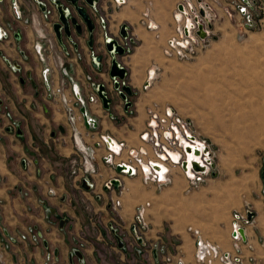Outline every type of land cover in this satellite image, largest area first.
Segmentation results:
<instances>
[{
	"label": "crops",
	"instance_id": "1",
	"mask_svg": "<svg viewBox=\"0 0 264 264\" xmlns=\"http://www.w3.org/2000/svg\"><path fill=\"white\" fill-rule=\"evenodd\" d=\"M96 1L99 6L96 17H103L107 21L106 32L96 29V43H102L104 35L117 37L121 27L127 26L136 48L120 64L129 75V87H143V75L151 69L161 45L174 32L176 0H124L119 12L113 10L116 7L114 0ZM19 10L22 21L13 22L9 0L0 2V28H5L8 23L12 25L11 38L0 42V264H44L47 250L57 254L58 263L73 262L70 253L73 249L82 248L81 258L75 257L76 263L78 259H84L85 264H176L181 259L185 264H198L194 260V241L186 228L189 219L186 216L175 219L173 197L165 198L167 213L164 225L158 218L153 220L155 205L159 206L161 197L150 200L148 214L152 218L149 222L151 228L144 236V242L148 245L141 248L138 255L129 235L131 222L136 208L143 204L142 187L152 188L155 195L157 187L144 184L138 177L117 175L102 163L103 150H99L92 161L95 174H72L80 167L82 158L75 150L72 130L64 116L62 103L58 98L47 101L43 97L41 71L49 70L50 86L54 90L62 87L65 96L73 102L78 117L81 110L73 99L72 88L77 87L82 97L86 98L92 92L89 88L92 82L96 84L109 80V69L100 72L91 65V55L101 53L91 49L87 26L82 25L81 33L73 27L70 30V38L76 42L79 51H74L68 37L62 33L61 41L69 50L63 54L53 30L57 11L49 7L48 14L44 15L33 0H20ZM213 27L221 38L236 33L228 20L217 22ZM35 30L54 41L51 50L46 49L45 41L39 39ZM34 45L41 46L44 51L36 54ZM20 51L24 52L25 61L21 60ZM2 57L12 64H21V71L12 72ZM57 58L63 64L65 75L58 67ZM87 76L92 77V82L86 80ZM133 106H137L138 114L130 118L125 116V108L120 101H114L108 110L100 101L86 104L87 117L95 120L97 127L88 128L82 119L77 120L76 130L82 144L90 146L100 136L107 135L116 141L136 145L146 116L144 108H138L136 104ZM106 112L111 113L113 118L109 119ZM11 123H18L19 129H11ZM213 150L216 158L214 169L201 184V213L193 216V219L197 221L205 240L217 245L221 253L233 255L236 251L230 239L232 215L235 212L251 214L240 246L243 264H264V140L257 157L260 161L256 166H250L251 173L244 174L253 177V187H250L248 178L238 176L239 168L246 171L243 166H248L243 157L239 158L233 152L218 154L216 146ZM81 177L95 185L93 191L84 188L80 183ZM115 178L119 179L118 187L112 185V189L107 190L105 183ZM179 181L185 180L177 173L171 188L174 185L179 187ZM122 187L121 207L117 213H113L110 203L117 199ZM239 187L244 190L240 200ZM136 195L134 200L132 197ZM183 199L180 209L184 207ZM43 203L48 210L44 209ZM82 204L84 207L80 206ZM83 212L89 216V225L86 224L85 228L81 226L79 218ZM62 220L65 224L60 228ZM110 226L116 228V235L123 242L122 248ZM30 227L42 234L40 244L17 241L3 246L5 238L20 235ZM157 241L166 246V252L159 261L149 250V244ZM102 251H106V254ZM111 255L117 256V261Z\"/></svg>",
	"mask_w": 264,
	"mask_h": 264
},
{
	"label": "built area",
	"instance_id": "2",
	"mask_svg": "<svg viewBox=\"0 0 264 264\" xmlns=\"http://www.w3.org/2000/svg\"><path fill=\"white\" fill-rule=\"evenodd\" d=\"M2 0H0L1 2ZM36 8L46 15L49 12V7L56 10L54 5L55 0H33ZM20 0H9L11 9V16L13 22L22 21V15L19 10ZM116 4H121L115 1ZM123 3V0H122ZM97 1L92 0L90 8L92 9V15L97 13L96 8ZM222 18H226L232 23L236 29V33L239 38H242L248 32L260 29L264 26V0H176L175 10L173 13L174 32L168 38L166 42L165 55L168 57L177 56L186 58L192 55L193 51L198 46L204 47L213 39L214 31L213 26ZM105 19H99L97 21L98 27L106 32ZM27 22L26 20L24 21ZM148 27H151L148 25ZM12 25L6 24L5 28H0V42L7 41L11 38ZM37 36L40 39L46 40V49L51 50L54 45V41L47 39L40 31L35 30ZM128 28L126 26V35L122 37L119 33L117 37H109L104 35L103 48H105V56L108 58V69L112 66V61L116 62L118 69H123V66L117 60L119 56L115 52V46L113 50L108 52L106 45L112 42L116 43L117 47L123 50L122 55H129L134 45L133 38L128 34ZM201 32L203 37L198 35ZM89 35H92L89 33ZM71 46L77 51V44L74 43L71 38H68ZM60 51L63 54L67 53L68 47L61 41ZM34 51L36 54H41L44 49L39 45H34ZM21 60L25 61L26 56L23 51L19 52ZM7 67L14 73L20 72L22 69L21 64H12L5 57H2ZM58 60V67L62 70V74L65 75V70L62 68L63 64ZM91 65L95 69H99L101 66L97 62V58L91 55ZM49 70L43 69L41 71L42 84L44 85L43 97L45 100H53L58 98L63 106L64 116L72 130L73 142L75 150L81 155L82 161L78 169L73 170L72 174L76 172H82L83 174H95L96 170L92 164L97 152L103 150L104 153L101 156V161L104 165L111 168L117 173L127 177H138L144 184H152L157 188H163L170 185L173 181L174 174L180 173L185 179L189 188L196 187L200 183L205 181L206 177H209L214 169V154L210 150L209 146L200 139L197 133L194 131V126L191 120L180 116L172 108L149 109L146 113V120L143 129L137 135V144L130 145L125 141H116L111 139L107 135L100 136L90 146H84L79 134L76 130L77 120L80 118L84 121L88 128L96 129V121L87 117L86 104H97L101 101L97 93L99 92V86L106 87L103 83H91L90 92L86 98H83L77 87L72 88V95L74 101L80 108L79 116L77 117L75 112V106L63 93L62 87L54 90L50 86L48 80ZM126 76V74H125ZM124 76V77H125ZM86 80L91 81L87 76ZM113 87L118 92V95L122 97V105L125 108L126 113H132L130 108L132 103L128 101L127 97L123 95L122 88L124 83L119 77H110ZM63 85V81L60 82ZM144 87H148L146 83ZM102 92L104 98L109 99L107 96L106 88ZM111 100V99H110ZM109 104V107L111 106ZM7 116H9L7 114ZM111 118L112 115H109ZM11 129L17 131L19 129L18 123H11ZM175 157V159L173 158ZM264 160V156H263ZM23 163H25L23 161ZM194 164L198 169L194 168ZM76 166V165H75ZM264 166V165H263ZM117 168L120 171L117 172ZM264 169V167H263ZM114 180L119 182V179ZM80 183L85 189L93 191L95 185L85 177L80 178ZM107 190L112 189V182L105 183ZM124 188H120L116 200H112L110 203V209L113 213H117V210L121 207V197L123 195ZM99 198V196L97 197ZM149 204L140 205L136 208L133 223L130 227V237L136 246L135 252L141 254V248H145L148 244L144 242V236L149 231V224L147 223V208ZM249 213L247 212H235L232 215V221L230 225V239L232 246L236 253L231 255L229 253H221L218 246L205 240L199 231H193L194 239V260L198 264H243V258L240 252V246L243 242L244 228L249 224ZM110 230L116 236V228L110 226ZM191 231V229H188ZM17 241L29 244H38L42 242V234L37 232L34 228L30 227L25 232L17 236H8L5 238L3 246H8L16 243ZM1 246V247H3ZM149 250L154 254L156 260L159 261L160 257L166 252V246L157 241L153 244H149ZM47 250V249H46ZM53 253V252H52ZM45 254L44 264H58L57 258L54 254ZM80 253L78 249H73L70 253V258L77 256ZM1 258V253H0ZM48 260V262H47ZM176 264H185L181 259H178Z\"/></svg>",
	"mask_w": 264,
	"mask_h": 264
},
{
	"label": "rangeland",
	"instance_id": "3",
	"mask_svg": "<svg viewBox=\"0 0 264 264\" xmlns=\"http://www.w3.org/2000/svg\"><path fill=\"white\" fill-rule=\"evenodd\" d=\"M123 3H125L124 0ZM123 3L116 4L113 10L119 12ZM109 4L113 5L111 2ZM92 18L96 31L98 26L95 24V19L97 17L93 15ZM225 19L222 18L218 22L226 21L227 19ZM220 36V33L214 32L213 39L208 44L204 47L198 46L192 55L186 58L166 56L164 53L167 47L166 43L161 45V50L157 52L153 64H151V69L142 77L145 82L144 85L147 83L148 87H127L130 92L129 95L122 90L123 95L132 103L130 108L132 113H125V116L130 118L137 116V106L135 107L133 104L138 105V108H144L145 116L147 111L153 108L159 110L163 108L174 109L180 116L192 121L194 131L213 151L214 163L216 159L214 146H216L218 154L233 152L239 158L243 157L248 166H243L246 171H241V168H239L238 176L248 178L250 187H253L255 185L253 177L244 174L251 173L249 171L250 166H256L260 161L257 157L264 140V26L248 32L242 38H239L237 33L224 38ZM44 41L46 43V40ZM69 45H71L70 42ZM94 45L96 47L93 49L103 53V57H106L102 43L97 44L95 42ZM135 48L136 45L134 44L129 55H120L121 57L118 56L117 60L125 62L124 59L129 58ZM150 71L153 72L152 76H148ZM100 83L106 86L107 96L112 103L114 101L123 103L122 97L118 95L119 91L115 89L116 87H113L110 80L101 81ZM124 83L129 84L128 73H126ZM107 113L112 115L106 112V116H108ZM112 118L113 115L111 118L109 117V119ZM179 183V187L174 185L175 187L171 188V183L166 187L157 188L156 195L153 194L155 190L152 188L142 187V205L149 204L146 212L147 223L151 228L149 222L152 218L148 214L150 200L153 201L154 197L157 196L161 197L159 206L158 204L155 205L157 207L153 220L158 218L157 220L163 222L162 225H164L167 213L165 198L167 196L173 197L172 207L175 219L181 216H186L189 219L186 228L194 241L195 237L192 232L199 231L201 233L193 216L196 217L201 213L202 183L194 188H189L186 181H179ZM243 191V187H239V200L243 197ZM137 195L132 198L135 200ZM182 199L185 203L183 209H180L183 205L181 203ZM132 205H134V202H132ZM80 206L84 207V204ZM169 211L171 213L172 209L170 208ZM86 215L84 213L79 217L83 228L86 224L89 225V220L87 221L89 216ZM132 223L133 219L131 225ZM188 229H191V231ZM82 249L79 250L80 253ZM46 252L49 255L52 253L50 250ZM102 252L106 254L104 253L106 251ZM72 259L73 262L63 261L58 264H85L84 259L83 261L78 259L77 263L74 256H72ZM112 259L117 261V256H112Z\"/></svg>",
	"mask_w": 264,
	"mask_h": 264
},
{
	"label": "water",
	"instance_id": "4",
	"mask_svg": "<svg viewBox=\"0 0 264 264\" xmlns=\"http://www.w3.org/2000/svg\"><path fill=\"white\" fill-rule=\"evenodd\" d=\"M89 5L92 3V0H85ZM96 1V0H94ZM54 5L56 7L57 11V22L53 24V30L56 34L57 39L59 42H61L62 33L63 35H66V37H70V30L71 27H73L78 33H81L82 25H80L79 21L83 23V25L87 26L89 29V33L92 34L93 32V21L89 18V15L85 12V8L80 7L78 5V0H55ZM69 6V10L68 7ZM126 26L123 25L121 27L120 34L122 37L126 35ZM198 35L200 37H203L201 35V32H198ZM113 45L115 46V52L120 56L123 54V50L120 47L116 46L115 42H112L110 44L106 45V50L108 52H111L113 50ZM97 61L99 62V58H97ZM109 76L110 77H119L120 79H123L125 76V70L124 69H118L116 62L112 61V66L109 69ZM105 91L104 87L99 86V92L97 93L98 97L101 99L104 108L109 109V104L111 103L110 99H106L103 97L102 92ZM194 168L198 169L197 165L194 164ZM120 171V168H117V172ZM112 185L115 187H118L119 182L116 180L112 181ZM42 206L45 210H48L43 203ZM50 213L55 214L54 211L50 210ZM249 219L251 218V214L248 215ZM65 224V221H61L60 228H62ZM241 234L243 235V231H241ZM116 240L118 241L120 248L123 247V242L119 236H115ZM77 257L81 258L80 253L76 254Z\"/></svg>",
	"mask_w": 264,
	"mask_h": 264
},
{
	"label": "flooded vegetation",
	"instance_id": "5",
	"mask_svg": "<svg viewBox=\"0 0 264 264\" xmlns=\"http://www.w3.org/2000/svg\"><path fill=\"white\" fill-rule=\"evenodd\" d=\"M78 5L80 6V7H83V8H85V12L87 13V15H89V18L93 21V32H92V35H90V42H91V49H93L94 48V44H95V42H96V39H95V25H94V20H93V18H92V14H91V12L93 13V11H92V9L90 8V5L85 1V0H78ZM68 7V10H69V6H67ZM96 8H97V13H94L95 15H97L98 13H99V6H98V3L96 4ZM99 19H104L103 17H99V18H97V19H95V21H99ZM104 21H106V20H104ZM79 23H80V25H83V23L81 22V21H79ZM105 25H106V27H107V21H106V23H105ZM85 26V25H84ZM96 26H98V24L96 25ZM99 28V27H98ZM100 29V28H99ZM107 29V28H106ZM72 41H73V39H71ZM74 43H76L75 41H73ZM102 47H103V38H102ZM77 50H78V47H77ZM105 54V53H104ZM92 56H95L96 58H99V64H100V68L99 69H95L96 71H104L105 69H107L108 68V64H107V60H108V58L107 57H103L104 55H103V53H101V54H92ZM121 57V56H120ZM119 57V58H120ZM91 58V57H90ZM91 60V59H90ZM123 69H124V67H123ZM125 70V69H124ZM127 73V71L125 70V74ZM88 77H90V79H91V81L90 82H92V77L91 76H88ZM125 78V77H124ZM124 78L121 80L122 81V83H124ZM93 83V82H92ZM99 83V82H98ZM127 87H129L128 85H126L125 83H124V85H123V87H121L124 91H126L125 93L126 94H130V92L128 91V88ZM105 88V87H104ZM52 254H54V256L57 258V254H55V253H52ZM73 256V255H72ZM75 257H77V256H74V258ZM71 260H73L72 259V257H71Z\"/></svg>",
	"mask_w": 264,
	"mask_h": 264
},
{
	"label": "bare ground",
	"instance_id": "6",
	"mask_svg": "<svg viewBox=\"0 0 264 264\" xmlns=\"http://www.w3.org/2000/svg\"><path fill=\"white\" fill-rule=\"evenodd\" d=\"M114 1H117V2H119V3H121L122 4V0H114ZM153 75V72H149V74H148V76H152ZM174 159H175V157H173Z\"/></svg>",
	"mask_w": 264,
	"mask_h": 264
}]
</instances>
